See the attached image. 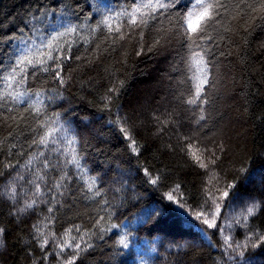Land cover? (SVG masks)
I'll return each mask as SVG.
<instances>
[{"label": "trees", "instance_id": "obj_1", "mask_svg": "<svg viewBox=\"0 0 264 264\" xmlns=\"http://www.w3.org/2000/svg\"><path fill=\"white\" fill-rule=\"evenodd\" d=\"M178 2V9L170 7L151 16L149 9L141 7L133 26L128 13L148 0H0V61L5 63L9 53L18 55L26 45L35 52L58 31L63 32L68 21L77 26L76 33L53 42L63 49L54 53L63 61V86L51 72L29 67L26 79L12 91L13 95L28 92L31 100L0 101V171L8 162L24 164L38 151L32 141L48 130L43 126L55 114L73 121L74 130L79 126V136L68 139L53 131L52 138L59 142L44 150L49 154L55 149L53 164L57 159L60 163L41 175L47 187L61 185L53 190L62 196L57 195L55 201L51 194L42 197L50 202L39 204L38 217H22L25 223L19 227L9 223L10 209L0 203V226L13 230L6 247L0 249V264H33L29 255L35 247L30 235L35 231L33 224L49 235L48 252L59 251L57 245L62 243L67 254L81 244L86 251L75 264H214L224 251L221 236L209 230L205 239L198 227L189 232L187 224L178 227L175 223L191 220L185 210L192 211L206 198H218L224 236L245 243L253 232L264 234V212L248 217L245 209L250 203L231 204L237 197L253 196L258 202L264 196L262 0H215L223 7L195 42L176 34L178 20L193 10L195 0ZM44 9H48L46 15ZM142 15L147 21L143 24L139 23ZM205 68L209 83L197 98L195 89ZM16 79H20L19 72ZM0 94L6 95L2 79ZM48 94H55L56 101L49 103ZM29 103L32 110H26ZM36 107L46 109L41 120L35 118ZM201 115L205 120L199 119ZM118 117H127L119 126L129 129L139 156L133 153L132 142L119 133V126L110 123ZM193 130L198 138L186 141ZM205 145L216 152L214 166ZM21 151L23 156L18 155ZM73 157L79 167L67 163ZM200 163L207 169L199 167ZM65 173L68 179H61ZM156 178L159 186L149 183ZM232 184L236 187H227ZM224 190L230 192L227 205ZM170 192L172 203L165 197ZM157 201L167 204L169 213L158 223H145L141 209ZM181 202L185 210L179 208ZM47 207H53L54 214L47 213ZM125 232L128 249L118 243ZM256 244L244 249L242 259L264 264V243ZM45 264H56V260L49 258Z\"/></svg>", "mask_w": 264, "mask_h": 264}, {"label": "snow or ice", "instance_id": "obj_2", "mask_svg": "<svg viewBox=\"0 0 264 264\" xmlns=\"http://www.w3.org/2000/svg\"><path fill=\"white\" fill-rule=\"evenodd\" d=\"M67 7V6H65ZM141 7L149 9L150 12L147 15L151 16V14L156 13L159 10H166L170 7L179 8L178 0H168V2H161V0H148V3L143 5H138L133 7V11L128 13L131 24L133 26L137 25V13L141 11ZM223 7V5L218 4L215 0H195V4L192 5V11H189L187 15H182L178 20L179 28H183L184 31L180 32L179 28L176 29V34L180 36V38L187 42H195L197 38L204 34L205 28L207 25L211 24L215 17L219 13V8ZM256 10L255 5L249 6ZM259 9L264 12V0H262L259 5ZM54 11V10H53ZM48 9H44V14L46 15ZM66 13H62L64 15ZM147 21L144 19L143 15L139 23L143 24ZM103 23H107V18L104 19ZM77 31V26L74 25L71 21H68L67 25L64 27L63 32H57L54 36L51 37L50 40L46 44L42 43L38 47H36V51H33L31 46H25L23 50L17 55L14 53L8 54V61L5 63L4 61H0V79L3 80L6 90V95L0 94V101L11 100L15 103H24L25 97H28V100H31V95L28 92H16L13 95L14 85L21 84L27 76V69L29 67L36 69L39 71L42 69L45 73L51 72L53 74V79L56 80L61 86H63L66 81L61 77V71L63 69V61L61 57L56 56L54 53L62 52L63 49H60L57 45L54 47L53 42L58 41L59 38H62L69 34H74ZM15 39V37H13ZM21 43H25L23 40ZM198 46V45H197ZM44 50H47L46 52ZM195 55H199V53H194ZM39 57V58H37ZM71 59V56L68 57ZM52 63L49 64L48 62ZM55 65L53 67L52 65ZM39 65V68H37ZM10 69V71H9ZM204 72V78L201 79L200 84L197 85L195 89V95L197 98H201V88L203 85L208 84L209 80L207 78V68L202 70ZM19 72L20 79H16V74ZM37 97H39V93H35ZM48 102L52 103L56 101L55 94H48L47 96ZM39 103L43 104V102ZM192 103V101H189ZM207 103V101H205ZM33 105L31 103L28 104L26 110H32ZM69 111V110H66ZM35 118L37 120H41L46 115L45 111H41L40 107H36L34 109ZM201 121L205 120V117L201 115L199 117ZM121 120L125 123L127 122V117H118L116 121H111L110 123L120 125ZM52 125L53 127L49 128L48 126ZM74 122L70 120H65L61 114H55L54 118H51L43 127L48 129L43 132L42 135H39L38 140L33 139L32 144L36 146L38 151L34 155H29V158L24 164H20L19 160H17L16 164H12L8 162L4 165V170L0 171V203H6L9 207L8 216L10 217L9 223L14 224L16 227H19L20 224L25 223L22 217H25L30 214H35L37 217L39 216L38 207L39 204H48L50 201L48 199H43L42 197L48 196L51 194V200L55 201L57 199V195H63V193H57L53 189L59 188L61 185L54 184L52 187H47L45 185V175H41L42 172L46 173V170H55L57 164L60 161L57 159V163L53 164L52 156L55 153V149H52L49 154L45 153V149H48L49 144H57L59 141L55 138H52L53 131H60L64 134V138L68 139L69 135L79 136V126L73 128ZM58 126V127H57ZM119 133L127 140L131 141L132 151L135 155L139 156L140 152L137 150L135 146V141L132 139V136L129 134V129L123 126L118 127ZM52 138V139H50ZM197 131L193 130V134L186 138V141H191L192 139H196ZM70 144L74 143V140L68 141ZM15 147V146H13ZM220 150L223 151V146H219ZM204 151L207 153L209 162L213 166L216 163V152L205 145ZM9 156H12L13 153H8ZM19 156H23V151L18 153ZM86 159V157H85ZM69 164H76L79 167V161L73 157L71 160H68ZM199 167L207 169V165L204 163H200ZM95 171V169H92ZM148 174L147 169H145V175ZM61 179H68L67 173L64 174ZM149 183L154 186H159V178L150 179ZM261 184L264 185V177L261 178ZM45 185V187H42ZM177 188L180 185H176ZM228 188H235L236 185H228ZM91 190V189H89ZM30 193V195H29ZM166 200L168 202H173V194L165 193ZM222 197L225 200L227 205L230 197V192L228 190H224L222 192ZM164 200V197H162ZM218 199V198H217ZM217 199L206 198L203 204L197 202L195 204V208L192 211L185 210L184 202H181L178 206L179 208L185 210L188 216L191 217V220H179L175 221L178 227H182L184 224L188 225V231L190 232L192 228L198 227L199 234L203 236L205 239L208 238V232L211 230V235L216 236L220 235L221 240L219 241L224 251L221 253V259L219 261H214V264H250L248 260L242 259L244 257V249L251 244L252 247H256V241H260L264 243V234H256L252 233L251 236L245 237V243H239L235 240L234 237L224 236L225 228L221 227L219 223V218L222 215V208L217 203ZM246 204L250 203V206L246 207V212L248 217H251L255 214V212L260 211L264 212V196H262L257 202L256 197L248 196L246 199L243 197H237L235 199H231L232 205L237 204ZM199 209V210H195ZM169 208L167 204H162L157 201L155 203H146L145 207L141 209V216H146L145 223L148 220H152L153 223H158L161 218H163L166 214L169 213ZM47 213L54 214L53 207H47ZM51 217H45V219H50ZM192 221L197 222L193 224ZM117 227V225H113V228ZM32 228L35 230L31 232L30 235L34 238L35 247L29 253L33 257V264H45V261L49 258L55 259L56 264H75L76 260L80 258V254L86 249L81 247V244L77 243L74 245V249L70 253H65V246L61 243L57 245L59 251L57 252H48L47 246L49 245V235L41 231L38 225L33 224ZM13 230L10 229L7 225L0 226V249H4L6 247V238L11 234ZM79 231V229H77ZM103 231V230H102ZM128 233L125 232L124 235L121 236L119 240V246L122 249H128L130 247L128 242ZM102 238V237H101ZM51 239L53 243H55V236L52 234ZM175 241H170V243H174ZM211 244V241H209ZM164 246L163 240L161 241V247ZM71 248V245H68ZM88 247H91L89 245ZM168 251L169 249H165ZM225 253L227 255H225ZM38 255V259L36 258Z\"/></svg>", "mask_w": 264, "mask_h": 264}]
</instances>
